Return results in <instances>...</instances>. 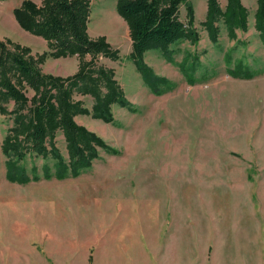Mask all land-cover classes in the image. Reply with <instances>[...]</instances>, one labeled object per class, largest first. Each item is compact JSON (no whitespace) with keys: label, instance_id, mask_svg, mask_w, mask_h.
<instances>
[{"label":"rangeland","instance_id":"1","mask_svg":"<svg viewBox=\"0 0 264 264\" xmlns=\"http://www.w3.org/2000/svg\"><path fill=\"white\" fill-rule=\"evenodd\" d=\"M25 0H0L3 41L50 51L24 30L15 10ZM41 5L42 0H31ZM118 0H91L88 34L105 37L120 59L98 65L115 71L132 109L112 105L115 121L78 115L76 122L99 135L118 154L99 158L79 176L45 179L55 161L29 154L25 167L40 181L7 179L2 145L13 126L0 113V264H264V41L255 28L258 0H242L249 29L232 40L221 21L219 41L203 25L208 0H189L200 41L145 54L157 76L168 80L156 94L131 60L132 40ZM39 2V3H38ZM225 10L228 0H219ZM187 24V8L180 6ZM187 27V25H186ZM46 49V50H45ZM45 50V52H43ZM91 57H87L90 61ZM240 65L250 78L234 77ZM48 75L67 78L79 70L77 56L48 58ZM22 91L32 106L30 87ZM92 110L91 95L73 94ZM6 107L12 111L14 102ZM56 145L70 161L62 131Z\"/></svg>","mask_w":264,"mask_h":264},{"label":"trees","instance_id":"2","mask_svg":"<svg viewBox=\"0 0 264 264\" xmlns=\"http://www.w3.org/2000/svg\"><path fill=\"white\" fill-rule=\"evenodd\" d=\"M255 28L264 41V0H258ZM186 5L187 24L179 17L180 6ZM119 14L127 22L132 40L130 55L145 83L156 94L168 80L157 76L146 63L145 54L160 50L171 59L170 47L179 41L198 44L200 36L195 24L194 7L189 0H118ZM91 0H42L38 5L25 0L15 10L20 26L48 43L50 51L32 56L29 48L0 39V113L13 116V126L4 138L2 151L7 158V179L18 184L40 181L39 169L31 172L24 163L29 154L55 161V171L48 165L42 168L45 179L77 177L83 169L99 158V149L118 154L99 135L79 125L75 117L92 116L105 123L115 121L112 105L132 109L130 101L115 78L113 69L98 65L102 56L117 61L119 50L105 37L92 39L88 34ZM249 12L242 0H228L225 10L219 0H208L206 21L203 23L209 39L217 44L223 21L228 36L237 39V31L247 32ZM187 25V27H186ZM77 56L79 70L73 76L62 78L45 74L41 66L48 58L60 59ZM90 56L91 60L87 61ZM231 75L250 78L248 70L240 65ZM28 86L34 90L32 106L22 91ZM91 95L95 99L92 110L82 102H75L73 94ZM14 102L10 111L6 105ZM58 131L64 133L70 161L67 163L56 143Z\"/></svg>","mask_w":264,"mask_h":264},{"label":"crops","instance_id":"3","mask_svg":"<svg viewBox=\"0 0 264 264\" xmlns=\"http://www.w3.org/2000/svg\"><path fill=\"white\" fill-rule=\"evenodd\" d=\"M39 3V2H38ZM0 39H3V37L2 36H0ZM46 50V49H45ZM45 50L43 51V52H45Z\"/></svg>","mask_w":264,"mask_h":264}]
</instances>
